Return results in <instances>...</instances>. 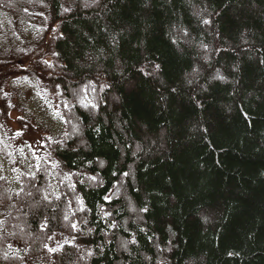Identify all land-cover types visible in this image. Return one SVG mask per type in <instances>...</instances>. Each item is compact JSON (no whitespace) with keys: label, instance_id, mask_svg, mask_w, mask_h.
Masks as SVG:
<instances>
[{"label":"trees","instance_id":"obj_1","mask_svg":"<svg viewBox=\"0 0 264 264\" xmlns=\"http://www.w3.org/2000/svg\"><path fill=\"white\" fill-rule=\"evenodd\" d=\"M77 262L264 264V0H0V264Z\"/></svg>","mask_w":264,"mask_h":264},{"label":"rangeland","instance_id":"obj_2","mask_svg":"<svg viewBox=\"0 0 264 264\" xmlns=\"http://www.w3.org/2000/svg\"><path fill=\"white\" fill-rule=\"evenodd\" d=\"M209 57V56H208ZM207 60H209L208 58H207ZM216 78H218V77H216ZM74 128H75V131H77L78 132V128H77V125L76 124H74ZM113 192H114V196H115V198H117L118 197V195L120 196L121 195V193H119L120 191L117 189V190H113ZM43 196V200H47V196H46V194H43L42 195ZM133 211V210H132ZM72 264H80V263H72ZM161 264V263H160Z\"/></svg>","mask_w":264,"mask_h":264},{"label":"snow or ice","instance_id":"obj_3","mask_svg":"<svg viewBox=\"0 0 264 264\" xmlns=\"http://www.w3.org/2000/svg\"><path fill=\"white\" fill-rule=\"evenodd\" d=\"M208 21H205V23H207Z\"/></svg>","mask_w":264,"mask_h":264},{"label":"bare ground","instance_id":"obj_4","mask_svg":"<svg viewBox=\"0 0 264 264\" xmlns=\"http://www.w3.org/2000/svg\"><path fill=\"white\" fill-rule=\"evenodd\" d=\"M2 74V73H1ZM8 81V80H7ZM7 85V84H6ZM38 138V137H37Z\"/></svg>","mask_w":264,"mask_h":264}]
</instances>
